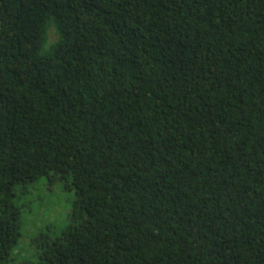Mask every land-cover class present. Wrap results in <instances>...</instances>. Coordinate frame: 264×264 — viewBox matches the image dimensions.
<instances>
[{"label": "trees", "instance_id": "16d2710c", "mask_svg": "<svg viewBox=\"0 0 264 264\" xmlns=\"http://www.w3.org/2000/svg\"><path fill=\"white\" fill-rule=\"evenodd\" d=\"M41 176H70L71 222L24 252ZM14 263L264 264V0H0Z\"/></svg>", "mask_w": 264, "mask_h": 264}, {"label": "rangeland", "instance_id": "374dc122", "mask_svg": "<svg viewBox=\"0 0 264 264\" xmlns=\"http://www.w3.org/2000/svg\"><path fill=\"white\" fill-rule=\"evenodd\" d=\"M49 36L50 39L55 38L53 31L49 32ZM15 198L22 205L23 235L18 247L24 252L31 250L35 237H60L71 222L74 189L70 176L53 180L49 176H41L24 186L19 184Z\"/></svg>", "mask_w": 264, "mask_h": 264}]
</instances>
